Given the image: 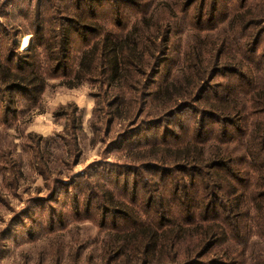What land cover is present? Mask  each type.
I'll list each match as a JSON object with an SVG mask.
<instances>
[{
  "label": "rangeland",
  "instance_id": "374dc122",
  "mask_svg": "<svg viewBox=\"0 0 264 264\" xmlns=\"http://www.w3.org/2000/svg\"><path fill=\"white\" fill-rule=\"evenodd\" d=\"M255 1L260 2L247 4ZM185 2L0 0V66L16 70L31 58L35 76L44 81L43 93L32 104L19 92L3 95L0 84V264H148L143 257L131 258L128 250L121 256L117 240L138 226L187 218L163 212L180 198L179 182L189 187L197 178L179 173L185 165L180 160L184 146L189 156L205 155L210 163L205 172L224 186V172L212 169L210 161L224 145L207 138L218 137L225 128L237 139L246 125L224 127L208 109L226 85L234 93L241 87L237 76L224 71H234L224 67V44L214 48L223 50L206 86L208 100L165 110L164 101L153 95L164 82L179 77L196 38L213 36L218 44L224 39V24L241 0H197L190 7ZM138 22L154 28L150 42L157 36L164 41L152 45L155 57L147 59L151 64L138 75L140 84L129 97L99 83L67 88L58 76L53 79L56 63L50 58L62 59L64 33L69 40L64 56L77 58L103 35L121 37ZM259 38L256 57L264 53V33ZM70 59L65 70L75 65ZM190 67L193 72L185 74L195 77L197 67L192 62ZM242 71L251 82L254 68ZM72 98L77 102L62 105ZM61 111L62 118L56 117ZM229 147L239 156L236 142ZM210 192L212 200L224 197ZM223 232L218 243L191 261L228 264L224 249L242 253L239 264L261 261L264 238L256 230H243L233 242L225 241ZM185 261L177 257L179 264Z\"/></svg>",
  "mask_w": 264,
  "mask_h": 264
},
{
  "label": "trees",
  "instance_id": "16d2710c",
  "mask_svg": "<svg viewBox=\"0 0 264 264\" xmlns=\"http://www.w3.org/2000/svg\"><path fill=\"white\" fill-rule=\"evenodd\" d=\"M196 1L186 0V7ZM229 15L227 24H224V39L218 44L219 40H214L213 36H203V40L202 37L196 38L194 44L187 49L185 66L179 77L164 82L153 95L154 98L164 101L165 110L180 107L183 110L184 106L187 108L196 101L208 100L204 98L206 86L211 79L209 77L212 70L220 62L223 50L219 48L220 52L218 49L214 51V48L224 44V67L234 69L224 71L237 76L244 84L241 82V87L236 93L229 90L231 85H226L223 96L219 97L215 104L211 102L213 106L208 109L214 113L211 117L224 121V127L246 123L245 127L242 126L244 130L237 131V139L225 128L224 133L217 135L218 137L207 138L218 140L224 145V150L212 153L210 160L213 161L212 169L224 172V186L212 180V175L205 172L210 164L205 163V155L201 153L192 157L186 152V146L181 148L185 157L180 160L185 165L181 166L183 170L179 173H192V176L197 178H193L189 187H180L179 182L177 188L180 198L170 204L172 208L168 205L169 208L163 212L185 214L187 218H180L177 222L169 224L162 221V225L138 226L132 233L122 232V236L117 240L121 243V256L128 250L132 253L131 258H144L148 264H179L178 256L185 257V263L197 264L195 260H191L201 258L218 243L223 231L225 241L233 242L241 237L243 230L248 233L252 229L264 238V53L259 57L255 56L260 44L259 37L264 33V0L250 4H247V0H241L239 7ZM138 23L121 37L112 33L103 35L100 41L90 47L85 46L77 58L64 56L67 51L65 46L69 45L66 38L68 35L64 33L65 45L60 49L63 52L62 59L50 58V61L56 63L52 71L53 79L58 76L67 88H72L80 82L99 83V86H105L106 91L114 88L119 93L125 91L129 97V93L135 91L136 84H140L138 75H144L151 64L147 59L155 57L156 49L152 45H157L156 40L164 41L162 36H157L155 41L150 42V34L154 28ZM145 40H148L151 46H147ZM69 57L75 65L65 70ZM191 62L197 67L195 77L185 74L193 72ZM23 63L21 68L10 70L11 72L0 66V84L5 87L3 95L19 92L32 104L36 101L33 97L43 93L44 81L35 76L31 58L24 59ZM248 65L254 68V78L251 82H248V78L245 79L242 71L247 69ZM128 101L130 103L129 98ZM216 114H221V117ZM55 116L62 118V111L56 112ZM202 118L204 121L205 116ZM234 142L240 148L239 156H235L229 147ZM211 190L224 197L217 195V200H212ZM170 195L173 196V193ZM179 199L186 203L177 204ZM247 221L250 224L246 223ZM242 255L237 253V250L234 252L224 249V259L230 261L228 264H239L238 259ZM260 259L258 264H264V254Z\"/></svg>",
  "mask_w": 264,
  "mask_h": 264
},
{
  "label": "crops",
  "instance_id": "0c3cea01",
  "mask_svg": "<svg viewBox=\"0 0 264 264\" xmlns=\"http://www.w3.org/2000/svg\"><path fill=\"white\" fill-rule=\"evenodd\" d=\"M76 103L77 101L76 100H74V98H72V100H70V99H68V100H66L65 102H62V105H66V104H68V103ZM54 110H55V108H53ZM54 110H52V111H54ZM53 113V112H52ZM54 119V118H53ZM30 133H35V131L34 132H30Z\"/></svg>",
  "mask_w": 264,
  "mask_h": 264
}]
</instances>
